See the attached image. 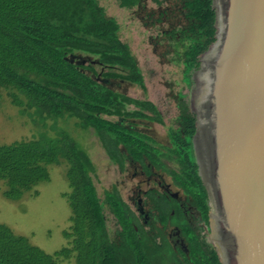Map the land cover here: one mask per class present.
<instances>
[{"label":"trees","instance_id":"obj_1","mask_svg":"<svg viewBox=\"0 0 264 264\" xmlns=\"http://www.w3.org/2000/svg\"><path fill=\"white\" fill-rule=\"evenodd\" d=\"M118 1L122 7L141 2ZM184 3L190 22L184 63L187 82L192 84L199 56L216 40V13L213 0ZM77 52L93 56L107 69L77 62L72 58ZM111 79L146 88L119 22L98 0H0V104L9 100L34 121L77 118L79 126L95 130L105 152L121 167L129 159L146 165L147 159L166 171L186 201L161 193L158 197L154 191L152 195L163 224L177 226L187 248L174 247L162 230L151 234L117 187L106 190L103 198L91 157L70 133L44 132L31 139L0 142V183L6 197L19 199L50 180V165L66 164L70 191L64 196L71 208V227L64 235L69 246L50 254L0 223V264H60L63 259H73L74 264H221L207 240L210 206L193 142L195 112L182 100L180 126L169 129L168 145L161 144L130 123L146 119L164 124L158 106L115 90L107 84ZM107 207L119 222L115 237L108 230Z\"/></svg>","mask_w":264,"mask_h":264},{"label":"rangeland","instance_id":"obj_2","mask_svg":"<svg viewBox=\"0 0 264 264\" xmlns=\"http://www.w3.org/2000/svg\"><path fill=\"white\" fill-rule=\"evenodd\" d=\"M98 2L109 17L119 22L121 37L129 44L142 68L146 88L120 79L108 80L107 84L133 97L152 100L161 111L165 123L146 119H131L130 123L153 136L159 143L168 145L169 129L178 128L181 123L180 102L186 100L192 110L194 103L195 85L194 81L192 84L187 82L184 63L190 27L184 0H141L134 7H122L118 0ZM72 58L85 64L92 63L98 70L107 69L96 63L89 54L77 52ZM60 131L70 133L88 152L95 165L94 180L103 198L106 190L117 187L135 208L130 198L135 200L134 197H140L139 187L143 190L151 187L161 189L163 187L158 182L162 180V183L170 185L173 192L178 193L181 200L186 199L170 175L156 172L144 176L142 167L131 162L127 163L125 170L120 169L109 159L95 130L79 126L77 118L65 116L44 122L34 121L11 101L4 99L0 104L1 143L39 137L44 132L56 136ZM66 167V164L50 165V180L38 184L19 199L6 197L4 186L0 183V223L27 236L33 244L50 254L69 246L64 235V231L71 227V208L64 196L65 192L70 191ZM196 214L199 215L198 212ZM106 217L109 233L114 237L119 225L109 207L106 208ZM196 219V223H200L201 220ZM210 235L208 232L207 240L213 244ZM60 264H74V260L63 259Z\"/></svg>","mask_w":264,"mask_h":264},{"label":"water","instance_id":"obj_3","mask_svg":"<svg viewBox=\"0 0 264 264\" xmlns=\"http://www.w3.org/2000/svg\"><path fill=\"white\" fill-rule=\"evenodd\" d=\"M192 74L194 148L221 264H264V0H213Z\"/></svg>","mask_w":264,"mask_h":264},{"label":"flooded vegetation","instance_id":"obj_4","mask_svg":"<svg viewBox=\"0 0 264 264\" xmlns=\"http://www.w3.org/2000/svg\"><path fill=\"white\" fill-rule=\"evenodd\" d=\"M109 159H110V157H109ZM128 162L139 164L142 167L141 172L143 173L144 176H150L156 172H162V173H165L168 175V173L166 171L152 165V163L150 161H148L147 159L145 162L146 165H144L141 161L133 160V159H129L127 161V163ZM113 163L116 164L122 170H125L126 165H127V163H126V165L124 167H121L118 163H115V162H113ZM158 184H161V187H163V188L159 189V188L151 187L149 189L143 190L141 188V186L139 187L140 197L138 199H136L134 197L135 200H133V197L130 198V200H132V202L134 203L135 208L130 204L128 199L124 198V196L122 195V192H120V191L119 192H120V195L123 198V200H125L131 206V209L136 213V215L145 224L146 228L151 231L150 232L151 234H155V233L159 232V230H162V232H164L167 235V237L171 240L174 247H178V246L185 247L186 246V248H187L186 238L182 235L181 230L178 229V227L175 225H169V223L167 225L163 224L162 220L160 219V211L158 210V208L156 206L152 192L154 191L158 197H160V193L165 194L168 198L170 195L171 197L175 198L177 201H180V202L186 201V199L181 200L178 193L173 192L171 190L170 185L167 183L166 184L162 183V180H159ZM178 189H180V188H178ZM142 196H145L146 199L144 197L142 198ZM117 223L119 225L118 221H117ZM117 234H118V230H117L115 236H117ZM158 239H160V236H158Z\"/></svg>","mask_w":264,"mask_h":264}]
</instances>
